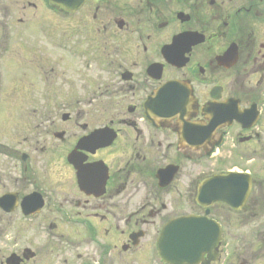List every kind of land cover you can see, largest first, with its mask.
Segmentation results:
<instances>
[{"label":"flooded vegetation","instance_id":"af4514ba","mask_svg":"<svg viewBox=\"0 0 264 264\" xmlns=\"http://www.w3.org/2000/svg\"><path fill=\"white\" fill-rule=\"evenodd\" d=\"M190 217L180 264H264V0H0V264H167Z\"/></svg>","mask_w":264,"mask_h":264},{"label":"water","instance_id":"95a60500","mask_svg":"<svg viewBox=\"0 0 264 264\" xmlns=\"http://www.w3.org/2000/svg\"><path fill=\"white\" fill-rule=\"evenodd\" d=\"M231 176L238 175L213 178L204 183L202 186L203 189L201 190L200 195L198 197L200 202L207 201L206 204H210L214 202L216 198H219V200L224 199L227 201L226 197H223L222 194H220L219 192L220 187H224L225 184L233 183L230 178ZM235 182L236 181H234V183ZM245 189L247 190L245 194L239 192V195H242L241 200L244 199L249 192V188L246 187ZM197 222V219L185 218L183 220H178L172 225H169L168 227L164 228L158 240L157 246L159 256L164 262H167L169 264H180V259H183V257L186 255L185 249L188 250L187 244L184 242L189 240L190 234L192 235L191 225L196 224ZM201 234L202 233H199V236H197V242L203 240ZM11 260H13V258H9L7 260V263L11 262Z\"/></svg>","mask_w":264,"mask_h":264},{"label":"rangeland","instance_id":"374dc122","mask_svg":"<svg viewBox=\"0 0 264 264\" xmlns=\"http://www.w3.org/2000/svg\"><path fill=\"white\" fill-rule=\"evenodd\" d=\"M4 85H6V84H4ZM4 89H5V86L2 88V91H4ZM10 230L11 231H6L4 233V235H7V236L11 235L12 236V234H13L12 227L10 228ZM22 232L23 233H20V234H23L24 237L27 235V237H25L23 239L24 240L23 241L24 242L23 246H28L32 251L37 252L40 248H39V244H38V236H37L38 233L36 231V226L35 225L28 226V225L24 224L22 226ZM28 236H29V238H28ZM28 239H31V242H29L30 240H28ZM39 241H40V239H39ZM28 243H30V244L28 245ZM20 248H22V247H19V248H11V247H8V248L3 247V248H1L0 247V249H1L0 257H2V256L5 257L11 251L16 250V249H20ZM128 256L129 255H127V257Z\"/></svg>","mask_w":264,"mask_h":264}]
</instances>
